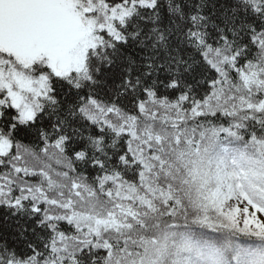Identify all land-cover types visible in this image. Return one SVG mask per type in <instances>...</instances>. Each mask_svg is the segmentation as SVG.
<instances>
[{
  "label": "snow or ice",
  "instance_id": "snow-or-ice-1",
  "mask_svg": "<svg viewBox=\"0 0 264 264\" xmlns=\"http://www.w3.org/2000/svg\"><path fill=\"white\" fill-rule=\"evenodd\" d=\"M0 264H264V0H0Z\"/></svg>",
  "mask_w": 264,
  "mask_h": 264
}]
</instances>
